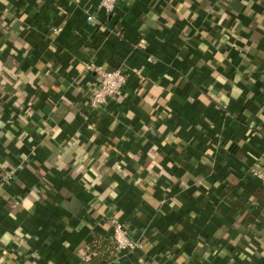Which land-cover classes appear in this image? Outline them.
<instances>
[{"label":"crops","instance_id":"0c3cea01","mask_svg":"<svg viewBox=\"0 0 264 264\" xmlns=\"http://www.w3.org/2000/svg\"><path fill=\"white\" fill-rule=\"evenodd\" d=\"M99 5L0 0L2 263L264 264V0Z\"/></svg>","mask_w":264,"mask_h":264},{"label":"built area","instance_id":"2783aa9c","mask_svg":"<svg viewBox=\"0 0 264 264\" xmlns=\"http://www.w3.org/2000/svg\"><path fill=\"white\" fill-rule=\"evenodd\" d=\"M118 0H100L99 8H101L107 15L110 14ZM88 22L94 21V16L88 14ZM59 29H54L53 33H58ZM95 74L99 77V80L92 87L89 92V107L93 110H97L108 103L109 100L114 99L124 88L127 83L128 76L121 68L105 69L103 67H95L90 65ZM253 176H256L260 180L261 187L264 190V173H257L251 171ZM12 172H5L0 174V193L3 190V184L10 179ZM112 238L116 243L118 252L133 251L137 248L138 244L132 241L118 223L113 226ZM0 264H3L0 259Z\"/></svg>","mask_w":264,"mask_h":264},{"label":"trees","instance_id":"16d2710c","mask_svg":"<svg viewBox=\"0 0 264 264\" xmlns=\"http://www.w3.org/2000/svg\"><path fill=\"white\" fill-rule=\"evenodd\" d=\"M92 256L99 257L104 261L111 260L117 252L116 243L113 238L95 234L88 246Z\"/></svg>","mask_w":264,"mask_h":264}]
</instances>
